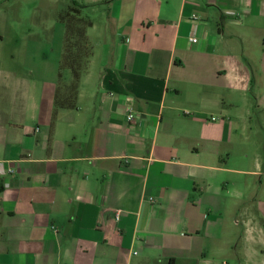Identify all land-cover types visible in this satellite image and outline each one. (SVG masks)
Segmentation results:
<instances>
[{"label": "crops", "instance_id": "0c3cea01", "mask_svg": "<svg viewBox=\"0 0 264 264\" xmlns=\"http://www.w3.org/2000/svg\"><path fill=\"white\" fill-rule=\"evenodd\" d=\"M73 2L76 109L0 58V264H264V0Z\"/></svg>", "mask_w": 264, "mask_h": 264}, {"label": "rangeland", "instance_id": "374dc122", "mask_svg": "<svg viewBox=\"0 0 264 264\" xmlns=\"http://www.w3.org/2000/svg\"><path fill=\"white\" fill-rule=\"evenodd\" d=\"M73 1L0 0V58L42 92L43 109L47 94L54 90L62 54L65 26L60 16L75 7ZM93 8L82 9L81 15L92 21ZM242 20L247 25V40L252 42L251 19L242 16ZM224 259H220L219 264ZM225 263L238 264L232 256L225 259Z\"/></svg>", "mask_w": 264, "mask_h": 264}, {"label": "trees", "instance_id": "16d2710c", "mask_svg": "<svg viewBox=\"0 0 264 264\" xmlns=\"http://www.w3.org/2000/svg\"><path fill=\"white\" fill-rule=\"evenodd\" d=\"M60 19L64 23L65 33L53 97L54 111L76 109L79 82L91 56L87 29L92 21L82 16L76 7H70Z\"/></svg>", "mask_w": 264, "mask_h": 264}, {"label": "built area", "instance_id": "2783aa9c", "mask_svg": "<svg viewBox=\"0 0 264 264\" xmlns=\"http://www.w3.org/2000/svg\"><path fill=\"white\" fill-rule=\"evenodd\" d=\"M190 40H191L192 42H195V41L197 40V38H196V37H192V38H190ZM125 101H126V103H127L126 119H127V121L132 122V121H134V119L136 118V114H135L134 110H133L132 107H131V101H132V99H131L130 97L127 96V97L125 98ZM212 119H214V118L212 117ZM9 171H10V170H9ZM118 215H119V211L116 212V217H117V218H118Z\"/></svg>", "mask_w": 264, "mask_h": 264}]
</instances>
